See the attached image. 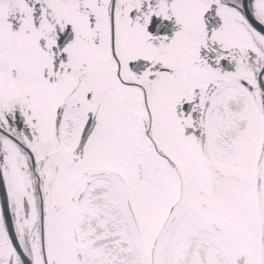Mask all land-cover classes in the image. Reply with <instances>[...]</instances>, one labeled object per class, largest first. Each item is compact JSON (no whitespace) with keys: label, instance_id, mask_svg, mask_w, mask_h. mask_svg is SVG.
Returning <instances> with one entry per match:
<instances>
[{"label":"snow or ice","instance_id":"6c2138e0","mask_svg":"<svg viewBox=\"0 0 264 264\" xmlns=\"http://www.w3.org/2000/svg\"><path fill=\"white\" fill-rule=\"evenodd\" d=\"M0 264H264V0H0Z\"/></svg>","mask_w":264,"mask_h":264}]
</instances>
